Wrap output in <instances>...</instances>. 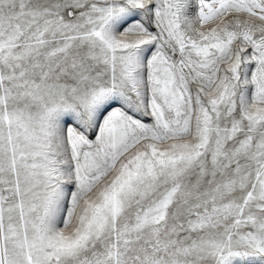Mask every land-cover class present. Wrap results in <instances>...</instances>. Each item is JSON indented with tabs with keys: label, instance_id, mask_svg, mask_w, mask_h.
<instances>
[{
	"label": "snow or ice",
	"instance_id": "6c2138e0",
	"mask_svg": "<svg viewBox=\"0 0 264 264\" xmlns=\"http://www.w3.org/2000/svg\"><path fill=\"white\" fill-rule=\"evenodd\" d=\"M0 264H264V0H0Z\"/></svg>",
	"mask_w": 264,
	"mask_h": 264
}]
</instances>
